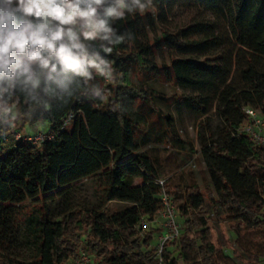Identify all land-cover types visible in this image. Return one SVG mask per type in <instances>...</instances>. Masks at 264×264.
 I'll list each match as a JSON object with an SVG mask.
<instances>
[{"label":"trees","instance_id":"obj_1","mask_svg":"<svg viewBox=\"0 0 264 264\" xmlns=\"http://www.w3.org/2000/svg\"><path fill=\"white\" fill-rule=\"evenodd\" d=\"M171 1L153 0L155 8L145 14L114 20L113 43L90 42L96 51L101 44L112 48L110 54L101 51L110 63L103 88H95L98 73L92 70L88 84L81 82L72 95L47 108L25 103L22 95L15 98L14 122L45 123L39 131L52 138L39 145L12 142V127L0 122V264H69L81 244L94 264H220L233 256L226 253L219 225L230 222L232 229L249 226L264 232V142L240 129L248 119L244 108L264 113V72L247 56L240 70L246 88L237 91L228 82L224 55H204L215 46L214 37L181 42L177 33L161 29L151 38L145 21L153 25L162 19ZM231 1L234 43L264 55V0ZM118 37L123 40L114 43ZM164 46L180 54L169 52L167 62H160L156 54ZM150 76L173 84L180 90L175 98L200 115L215 101L221 106V140L209 136L199 151L208 182L161 178L144 150L150 140L171 149L187 144L172 116L155 104L156 97L167 98L143 85ZM82 180L92 183L98 205L70 200V189ZM162 192L177 208L180 233L159 253L153 240L162 231L148 223L162 209ZM111 202L123 207L114 209ZM249 257L257 264L264 254Z\"/></svg>","mask_w":264,"mask_h":264},{"label":"clouds","instance_id":"obj_2","mask_svg":"<svg viewBox=\"0 0 264 264\" xmlns=\"http://www.w3.org/2000/svg\"><path fill=\"white\" fill-rule=\"evenodd\" d=\"M155 8L153 0H0V122L15 126V98L45 108L104 75L114 20ZM118 37L114 43H119ZM12 118V119H9Z\"/></svg>","mask_w":264,"mask_h":264},{"label":"rangeland","instance_id":"obj_3","mask_svg":"<svg viewBox=\"0 0 264 264\" xmlns=\"http://www.w3.org/2000/svg\"><path fill=\"white\" fill-rule=\"evenodd\" d=\"M231 5V0H172L166 6L162 19H158L159 21L154 22L153 25L147 24V21H145L144 29L151 38L158 35L161 29L169 33H177L181 42L214 37L215 46L204 52V55L213 58L222 53L226 64L225 70L229 73L228 82L237 91L243 90L246 85L242 80L240 70L247 63L246 57L250 56L257 69L260 72H264V55L253 54L234 43L229 27V8ZM169 52L180 54L179 51L164 46L156 54L158 61L167 62ZM107 82L108 77L104 78V75L98 74L94 86L100 89ZM143 85H147L149 88L164 94L167 99L163 100V98L156 97L154 99L155 104L164 115L172 116L177 134L187 142L185 148L177 146L173 147V149L156 145L151 140L145 144L143 148L154 158V165L158 173L163 174H160L161 178L167 176L173 182H196L199 184L208 182L210 175L199 151L202 148L201 140H205L209 136L213 139L221 140L224 126L220 114L221 106L215 101L208 113L200 115L199 112L188 106L185 101L175 98L174 94L176 92L180 93V90L169 81L150 76ZM256 110L258 118L264 121V113H261L260 109ZM244 125L247 126L243 121L240 128ZM41 129V124L30 126L27 124L22 125L16 121L15 126L12 127L11 134L15 137L17 133L14 134L12 132H19L22 135L26 134L25 131L34 133V131ZM255 129L257 131L260 129V136L264 139V124L256 125ZM40 132L41 134L45 133L43 131ZM69 197L72 202L82 206H96L100 202V198L94 192L93 185L89 180H82L74 185L70 189ZM57 200L61 207L62 202L60 199ZM109 204L114 209L123 207V204L118 202ZM156 220L154 221L156 225L150 226L151 229L163 231L162 226L160 225L159 228L157 225V222L160 221L159 217ZM159 224L161 223L159 222ZM213 226L215 227L216 225ZM219 229L226 239V253L229 256H233V261L229 259L222 260L220 264H254L249 257L250 253L264 254V232L249 226L232 229L230 222L222 223L219 225ZM215 232L220 233L216 227ZM159 239L160 235L154 236L153 243L157 247ZM82 245L84 244L79 245L78 250ZM233 250H235L234 255L232 253ZM257 264H264V257H259Z\"/></svg>","mask_w":264,"mask_h":264},{"label":"built area","instance_id":"obj_4","mask_svg":"<svg viewBox=\"0 0 264 264\" xmlns=\"http://www.w3.org/2000/svg\"><path fill=\"white\" fill-rule=\"evenodd\" d=\"M106 73L104 74V78L107 77ZM245 113L248 115V119L244 122L247 124L244 125L242 128H240L242 131L247 132L252 139L255 142H264V139L260 136V129L257 131L256 125L258 124H264V121H261L258 118L257 110L246 107L244 108ZM73 117L72 114L67 116V118L64 119L65 124H69L71 121V118ZM256 124V125H255ZM17 133V135H14L10 133L9 138L12 140V142H18V141H26L31 144L39 145L42 141L49 140L52 138L51 135H48L46 133H42L40 131H36L34 133H26V134H20L19 132H12ZM158 183L160 185L163 184V180H158ZM161 202H162V209L159 211L158 216L161 218V225H162V234L160 235L159 239V245H158V251L161 253L162 247L164 243L167 241L174 240L178 237L180 233V226L177 221L178 217V211L175 205L171 202L170 198L162 192L160 196ZM147 227V222L142 220L140 222V228L141 230H144ZM70 264H94L92 257L87 252V249L84 245H82L78 250V255L75 259L70 261Z\"/></svg>","mask_w":264,"mask_h":264},{"label":"crops","instance_id":"obj_5","mask_svg":"<svg viewBox=\"0 0 264 264\" xmlns=\"http://www.w3.org/2000/svg\"><path fill=\"white\" fill-rule=\"evenodd\" d=\"M41 127H42V129H45V128H46V124H45V123H41ZM36 130H37V129H36ZM24 131H25V130H24ZM34 132H35V131H34ZM25 133H29V132L25 131ZM158 217H159V220H160L159 222L161 223V218H160V216L157 215V216H156V217H155L150 223H148L149 226H152L153 224L156 225V224H155L156 222H154V221H157L156 218H158ZM159 222H157V225H158V227L160 228V225H161V224H159ZM161 226H162V225H161Z\"/></svg>","mask_w":264,"mask_h":264}]
</instances>
